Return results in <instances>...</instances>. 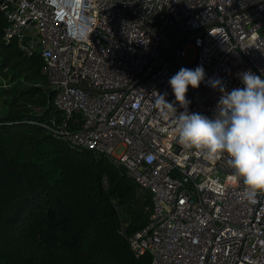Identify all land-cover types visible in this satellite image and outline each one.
Returning <instances> with one entry per match:
<instances>
[{"label": "built area", "instance_id": "built-area-1", "mask_svg": "<svg viewBox=\"0 0 264 264\" xmlns=\"http://www.w3.org/2000/svg\"><path fill=\"white\" fill-rule=\"evenodd\" d=\"M0 10L3 39L42 57L59 110L51 131L104 155L138 197L149 195L146 221L128 235L134 255L148 253L149 264H264V196L244 198L226 155L211 161L181 146L174 115L156 101L166 93L183 111L168 81L202 66L188 111L214 118L222 93L211 80L230 92L244 87L245 71L264 77V0H0Z\"/></svg>", "mask_w": 264, "mask_h": 264}, {"label": "trees", "instance_id": "trees-1", "mask_svg": "<svg viewBox=\"0 0 264 264\" xmlns=\"http://www.w3.org/2000/svg\"><path fill=\"white\" fill-rule=\"evenodd\" d=\"M6 25L0 10V73L13 83L0 111V264H149L128 243L146 221L149 195L138 197L104 155L51 131L59 110L42 57L4 40Z\"/></svg>", "mask_w": 264, "mask_h": 264}, {"label": "clouds", "instance_id": "clouds-1", "mask_svg": "<svg viewBox=\"0 0 264 264\" xmlns=\"http://www.w3.org/2000/svg\"><path fill=\"white\" fill-rule=\"evenodd\" d=\"M204 78L202 66L194 70L181 67L168 83L184 110L177 114L174 104L165 99L166 93L156 92L157 105L164 115H174L181 146L211 161L226 155L233 178L243 182L244 198L256 203L259 196H264V77L245 71L240 74L244 87L230 92L220 80H211V86L219 87L222 93L214 118L188 111V88H198Z\"/></svg>", "mask_w": 264, "mask_h": 264}, {"label": "rangeland", "instance_id": "rangeland-1", "mask_svg": "<svg viewBox=\"0 0 264 264\" xmlns=\"http://www.w3.org/2000/svg\"><path fill=\"white\" fill-rule=\"evenodd\" d=\"M192 54V49H187V56L190 57ZM13 83L10 82L9 77L2 75L0 73V111L4 110L7 107V101L12 99L11 95L5 94L4 89L12 87Z\"/></svg>", "mask_w": 264, "mask_h": 264}, {"label": "water", "instance_id": "water-1", "mask_svg": "<svg viewBox=\"0 0 264 264\" xmlns=\"http://www.w3.org/2000/svg\"><path fill=\"white\" fill-rule=\"evenodd\" d=\"M183 36H185V34L181 35V36L175 41V43H178L179 40L181 39V37H183Z\"/></svg>", "mask_w": 264, "mask_h": 264}]
</instances>
